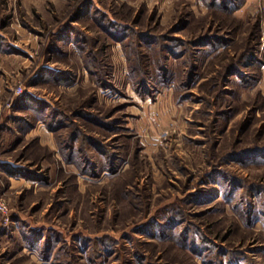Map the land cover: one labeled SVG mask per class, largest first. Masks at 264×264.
Here are the masks:
<instances>
[{
  "label": "rangeland",
  "instance_id": "374dc122",
  "mask_svg": "<svg viewBox=\"0 0 264 264\" xmlns=\"http://www.w3.org/2000/svg\"><path fill=\"white\" fill-rule=\"evenodd\" d=\"M258 146L264 0H0V264H264Z\"/></svg>",
  "mask_w": 264,
  "mask_h": 264
},
{
  "label": "built area",
  "instance_id": "2783aa9c",
  "mask_svg": "<svg viewBox=\"0 0 264 264\" xmlns=\"http://www.w3.org/2000/svg\"><path fill=\"white\" fill-rule=\"evenodd\" d=\"M9 213V208L6 202L0 198V214L7 217Z\"/></svg>",
  "mask_w": 264,
  "mask_h": 264
},
{
  "label": "trees",
  "instance_id": "16d2710c",
  "mask_svg": "<svg viewBox=\"0 0 264 264\" xmlns=\"http://www.w3.org/2000/svg\"><path fill=\"white\" fill-rule=\"evenodd\" d=\"M231 71H235V70H231ZM235 73V72H234ZM234 73H230V75H233ZM261 148L258 146V147H256L255 149H253V150H249V152L251 151V152H254V153H260V151L262 152V150H260ZM262 153H264V152H262Z\"/></svg>",
  "mask_w": 264,
  "mask_h": 264
}]
</instances>
